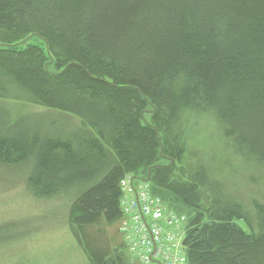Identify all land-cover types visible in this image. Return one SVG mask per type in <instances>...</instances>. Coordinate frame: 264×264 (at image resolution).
Returning a JSON list of instances; mask_svg holds the SVG:
<instances>
[{"label":"trees","instance_id":"obj_1","mask_svg":"<svg viewBox=\"0 0 264 264\" xmlns=\"http://www.w3.org/2000/svg\"><path fill=\"white\" fill-rule=\"evenodd\" d=\"M0 100L81 121L53 133L0 114V166L29 167L36 199L74 192L71 228L91 264H108L109 243L86 230L120 220L129 174L187 210L188 264H264V204L254 230L205 168L175 179L180 156L162 137L181 113L211 110L264 168V0H0Z\"/></svg>","mask_w":264,"mask_h":264},{"label":"rangeland","instance_id":"obj_2","mask_svg":"<svg viewBox=\"0 0 264 264\" xmlns=\"http://www.w3.org/2000/svg\"><path fill=\"white\" fill-rule=\"evenodd\" d=\"M21 102L0 100V106L3 105L0 114L19 126L44 132L72 133L82 128L76 117ZM147 111L145 118L150 121L153 110L147 108ZM162 137L180 156L175 179L190 181L201 167L205 168L216 178L224 196L245 207L256 230L253 204H264V168L242 158L236 137L214 111L183 112L162 128ZM28 168L0 166V264H91L71 228L74 192L49 200L36 199L25 185ZM209 191L207 187L202 189L211 200ZM158 195L172 212L186 216V209L177 206L174 207L177 211H173L166 195ZM119 222L106 226L102 219L93 230H86V234L98 240L100 247L109 243L108 264H113L119 255L121 243L125 249L121 264H139L128 254ZM237 224L248 232L243 222Z\"/></svg>","mask_w":264,"mask_h":264},{"label":"built area","instance_id":"obj_3","mask_svg":"<svg viewBox=\"0 0 264 264\" xmlns=\"http://www.w3.org/2000/svg\"><path fill=\"white\" fill-rule=\"evenodd\" d=\"M120 232L139 264H188L183 245L186 217L172 212L147 181L126 175L119 184Z\"/></svg>","mask_w":264,"mask_h":264}]
</instances>
